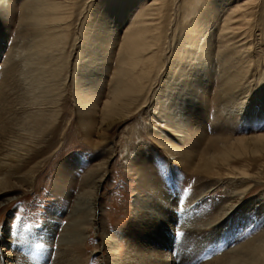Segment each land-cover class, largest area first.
Listing matches in <instances>:
<instances>
[{"label": "bare ground", "instance_id": "bare-ground-1", "mask_svg": "<svg viewBox=\"0 0 264 264\" xmlns=\"http://www.w3.org/2000/svg\"><path fill=\"white\" fill-rule=\"evenodd\" d=\"M2 2L5 0H0ZM123 3L126 5L121 6ZM5 8L19 11L21 35L17 44L9 49L10 53L2 63L4 68L0 69L3 79L0 91V197L33 186L44 163L39 157L43 151L47 152L43 146L47 145L53 130H57L51 119L63 108L61 91L69 81L66 70L77 47L79 65L74 71V76L78 72L72 94L74 111L85 136L92 137V128L98 130L99 139L94 140L95 145L105 141L114 129L151 101V108L159 115L160 126L172 132L180 143L172 142L168 133L154 124L149 129L150 134L174 159L195 164L199 171L213 176L220 175L223 169V173L238 172L257 182L264 178L263 161L258 163L254 174L235 166L239 161H249L250 158L243 157L249 152L264 153V133L245 138L223 134L212 137L207 135L203 120V105L212 91L205 81L215 73L210 70V62L216 53L221 56V70L216 72L222 81L220 91L225 98L232 99L245 89L247 92L253 81L251 48L254 43L251 42L250 24L254 13L247 0H22L19 4L10 0ZM85 10L88 11L84 14ZM73 28L77 34L69 44ZM259 80L263 82L264 77ZM15 88L21 93L18 98L21 104L10 107L7 102L10 103L12 94L17 92ZM204 136L210 137L205 139ZM108 162L105 158L93 166L84 177L81 190L75 194L70 223L64 226L58 239L62 249L55 250L47 237L46 244H24L17 249L9 227L8 238L0 245V264H81L82 254L73 246L77 243L83 246L81 237L90 226L96 232L103 231L108 264H165V257L157 259L154 256L152 259L154 253L151 250L141 261L134 257L138 245L147 247L146 238L156 230L158 232L151 236V241L156 240L154 244L165 248L167 241L163 237L168 230L180 237L175 214L169 210L168 201L153 182L150 188L153 187L155 197L138 193L135 200L136 205L148 212L149 221L141 222L135 231L127 233L125 246L104 232L103 220L98 223L97 196L105 178V173L99 171L104 169L105 172ZM246 185L244 190L251 186L248 181ZM65 198L71 199L70 194ZM13 199L5 197L2 204L7 205ZM227 213L225 210L211 222L218 224L219 233L221 218ZM59 226L60 223H55L51 228L41 230L46 235ZM140 231L139 241L134 239L132 242V237ZM217 245L218 242L214 251L218 256L204 264H264V248L260 249L258 257L245 261L235 250L219 251Z\"/></svg>", "mask_w": 264, "mask_h": 264}, {"label": "rangeland", "instance_id": "rangeland-1", "mask_svg": "<svg viewBox=\"0 0 264 264\" xmlns=\"http://www.w3.org/2000/svg\"><path fill=\"white\" fill-rule=\"evenodd\" d=\"M21 1L16 0L18 4ZM250 1L247 0L254 13L251 15L250 24L251 42L254 43L251 48L253 81L248 85L247 92L245 89V92L239 91L240 94L237 93L236 98H225L220 91L222 81L218 75L221 70V56L216 53L217 58L215 56L210 62V70L215 73L212 74V78L208 77L205 81L212 91L209 92L208 102L203 105L205 115L203 120L206 121L204 123L208 131L207 135L212 137L223 134L245 138L264 133V81L259 80L264 77L262 72L264 71V0ZM9 2L10 0H5L0 3V41H2L0 42V69L4 68L2 63L5 62L7 53H10L9 49L17 44V38L21 35L18 23L19 11L16 10L18 5L16 9L6 10L5 6L7 7ZM125 5V3L121 4V6ZM86 11L88 10H85L84 14ZM75 30L76 28H73V34L69 35V44L73 43V35L77 34ZM78 53L79 47L70 56L71 59L69 58L66 72H69L70 77L61 91L63 92V95L61 94L63 108L59 109L58 113H54L51 119L57 130H53L46 141L47 145L43 146L47 152L43 151L39 157V159H44V163L37 173L33 186L30 188L25 186L0 197V205H3V198H14L7 205L0 206V245L3 239L8 238L6 237L7 231L11 227L17 249H21L24 244L29 246L46 244V237L51 239L55 250L58 247L62 249L58 239L66 225L70 223L75 194L81 190L84 179L91 168L100 163L102 159L108 158L109 162L105 172H103L104 169L99 171L101 174L105 173V178L99 189L96 205L98 223L103 220L104 232L107 235L120 240V243L125 246L127 237H129L127 233L135 231L141 222L149 221L148 212L136 205L135 200L138 193L154 196L155 191L152 190L153 187L150 188L152 182L153 186L164 194L168 201V208L174 212L175 220L180 227V237L170 230L165 234L163 240L167 241L165 242L166 248L154 244L156 240L151 241V236L158 232V230L154 231L146 238L147 244H145L148 246L144 247L140 244L134 252V257L138 260L141 261L142 258L150 255L148 251L151 250L154 253L151 258L165 257V264H204L218 256V253L214 251L217 242L219 251L220 249L224 252L235 250L242 255L240 258L245 261L258 257L260 249L264 248V178L257 182L252 178L239 175L238 172H236L237 175L234 172L230 175L223 173V169L220 175L213 176L199 171L195 164L192 166L174 159L150 134L149 129L154 124L168 133L172 142L180 143L172 132L160 126L157 121L159 115L151 108V101L148 106L114 129L105 141L95 145L94 140L99 139L98 130L91 127L92 137L85 136L80 128L79 117L74 111L72 94L78 75L76 71L74 76V71L79 65ZM2 80L0 77V91ZM15 89L17 92L12 94L10 103L7 102L10 107L21 104L18 102L21 93L17 88ZM243 93H246L243 95L245 99H242ZM216 97L219 100H216ZM210 136L203 138L208 139ZM82 148L88 152L87 156L81 154ZM243 157L250 158V162L239 161L235 166L246 168L250 174L257 171L258 163L261 161L264 163V153L261 152H249ZM244 163L246 165H242ZM247 181L251 186L250 189L244 190ZM177 191L180 196L175 195ZM68 193L71 199L65 198ZM242 193L244 194L241 196ZM181 197L182 200H180ZM194 201L196 202L193 204ZM223 207L228 213L221 218V233H219L218 224L212 223L223 215L225 211ZM178 208L182 212H178ZM55 223H60V226L53 228L54 231L47 232L45 235V231L41 230L51 228ZM102 232L101 230L96 232L95 228L90 226L81 237L84 241L83 246L78 243L73 246L82 254L81 264H108V254ZM139 235H142L141 231L136 235L137 238L132 237V242L134 239L139 241ZM85 236H88L86 240ZM167 244H170L169 249ZM33 250L37 251V249ZM45 254L47 255V251Z\"/></svg>", "mask_w": 264, "mask_h": 264}, {"label": "crops", "instance_id": "crops-1", "mask_svg": "<svg viewBox=\"0 0 264 264\" xmlns=\"http://www.w3.org/2000/svg\"><path fill=\"white\" fill-rule=\"evenodd\" d=\"M80 152H81V154H84V155H86L87 156V153L88 152H86V149L85 148H82L81 150H80ZM78 154V153H77ZM80 155V154H79ZM172 193V195H174V193L173 192H171ZM175 195H179L180 196V193L177 191L176 193H175ZM180 200H182V197L180 198ZM184 200V199H183Z\"/></svg>", "mask_w": 264, "mask_h": 264}]
</instances>
